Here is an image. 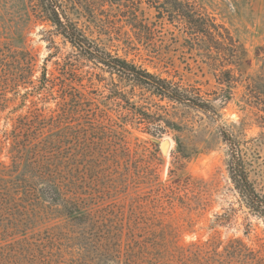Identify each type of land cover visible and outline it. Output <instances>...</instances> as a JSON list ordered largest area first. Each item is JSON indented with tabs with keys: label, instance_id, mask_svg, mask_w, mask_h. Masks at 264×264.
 Here are the masks:
<instances>
[{
	"label": "rangeland",
	"instance_id": "374dc122",
	"mask_svg": "<svg viewBox=\"0 0 264 264\" xmlns=\"http://www.w3.org/2000/svg\"><path fill=\"white\" fill-rule=\"evenodd\" d=\"M114 1L64 3L71 18L113 55L199 92L212 108L162 99L78 55L54 32L39 0H0V168L12 162V134L23 117L38 114L43 125L50 124L64 95L78 93L81 160L65 169L76 181L68 197L78 199L81 209L102 220L107 216L103 222L109 224L121 222L124 240L132 238L133 227L137 238H164L171 248L194 250L216 242L222 250L234 239L260 248L264 216L253 213L235 188L225 135L240 148L264 196V0H189L234 37L243 50L239 65L214 48L210 52L207 38L194 39L183 19H171L149 0ZM21 59L28 71L18 79ZM153 130L160 133L148 132ZM164 138L171 141L167 155L160 148ZM71 151L64 146L65 155ZM8 193L0 192V250L21 251L14 243L19 238H55L59 232L63 239L61 244L54 239L52 253L61 264L95 258L94 251L75 244L73 235L83 229L77 230L62 205H42L14 192L11 210ZM16 224L19 229H13ZM34 254L16 264H37Z\"/></svg>",
	"mask_w": 264,
	"mask_h": 264
},
{
	"label": "trees",
	"instance_id": "16d2710c",
	"mask_svg": "<svg viewBox=\"0 0 264 264\" xmlns=\"http://www.w3.org/2000/svg\"><path fill=\"white\" fill-rule=\"evenodd\" d=\"M111 1L112 4L117 3ZM149 1L155 7H162L167 11L171 19H183L194 39L200 36L207 38L210 42V52L213 53L214 48V52L229 64H240L243 50H239V44L234 37L227 30L228 34L222 32L220 24L196 10L189 0ZM39 4L46 19L54 26V32L69 42L78 55L99 66L107 67L113 73L130 78L137 85L146 87L162 99L190 103L204 110L212 108L209 100L199 92L191 93L180 85L106 50L87 33L85 28L80 27L71 18L64 0H39ZM21 60L16 66L18 79L28 71L25 59ZM117 95L121 100L125 97L122 91H118ZM67 117H70V120H65ZM50 119L52 120L50 124L43 125L38 114L32 119L25 116L15 127L10 150L12 162L0 168V192H12L5 196L11 210L16 204L14 192H22L25 197L32 195L42 205H62L64 215L76 223L77 230L81 227L83 229L82 233L80 230L73 235L75 244L79 248L82 245L87 252L94 251L96 255L94 259L88 260L87 264H264V243L255 249L240 239H234L222 250H219L220 245L216 242L206 248L187 250L171 248L164 238L139 239L133 227L129 230L132 238L124 240L122 234L125 229L121 222H118L119 224L103 222L109 218L104 216L102 220L99 214L92 216L91 212L81 209V202L78 199L68 197V193L74 192L73 186L76 181L68 175L65 165L73 166L81 160V95L78 93L64 95L61 112L56 116L52 115ZM148 132L154 136L160 133L158 130ZM225 139L229 140L231 146L229 171L235 188L253 213L264 216V196L257 191L250 179L246 160L240 148L230 136L225 135ZM65 145L72 149L70 154H64ZM13 213H16L15 210ZM18 225L13 226V229H19ZM6 231H10V228ZM146 231L151 235L148 230ZM54 235L55 238L46 234L34 237V240L19 238L14 243L21 251L15 248L1 249L0 264H16L26 256L28 260L32 251L37 256L33 258L37 264H61L60 256L52 253V242L55 239L61 244L63 238L59 232Z\"/></svg>",
	"mask_w": 264,
	"mask_h": 264
},
{
	"label": "water",
	"instance_id": "95a60500",
	"mask_svg": "<svg viewBox=\"0 0 264 264\" xmlns=\"http://www.w3.org/2000/svg\"><path fill=\"white\" fill-rule=\"evenodd\" d=\"M160 148L163 154L167 155L171 148V141L168 138H164L162 141H160Z\"/></svg>",
	"mask_w": 264,
	"mask_h": 264
}]
</instances>
